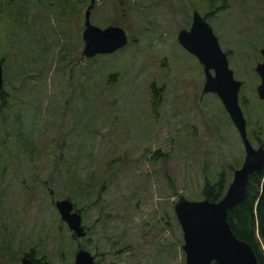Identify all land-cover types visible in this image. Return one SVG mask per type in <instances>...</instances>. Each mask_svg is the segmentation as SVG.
Segmentation results:
<instances>
[{
    "label": "rangeland",
    "instance_id": "1",
    "mask_svg": "<svg viewBox=\"0 0 264 264\" xmlns=\"http://www.w3.org/2000/svg\"><path fill=\"white\" fill-rule=\"evenodd\" d=\"M208 1L94 0L92 23L120 24L136 41L86 57L90 0H0L2 89L11 94L7 116L0 113V264H19L29 250L50 264H73L79 248L97 264H185L176 199L202 198L204 176L222 169L229 183L245 154L218 95L202 91V64L177 40L194 9H211ZM214 1L227 7L207 21L242 81L239 103L258 146L264 0ZM153 81L163 91L157 111ZM70 163L83 236L52 201L71 190Z\"/></svg>",
    "mask_w": 264,
    "mask_h": 264
},
{
    "label": "water",
    "instance_id": "2",
    "mask_svg": "<svg viewBox=\"0 0 264 264\" xmlns=\"http://www.w3.org/2000/svg\"><path fill=\"white\" fill-rule=\"evenodd\" d=\"M94 0L84 10L81 54L91 57L99 53H110L129 41L126 29L120 24L99 26L90 20ZM178 42L194 54L203 66L205 81L202 91L218 95L229 117L236 126L244 144L245 154L233 175L225 193L217 200L208 198L189 199L178 196L173 209L182 230L181 247L185 264H259L252 246L236 236L227 219L228 210L242 201L248 177L264 168V145L254 146L247 134L246 118L239 103V89L242 81L234 76L229 66L227 53L222 49L212 26L202 14L194 9L188 28L177 32ZM261 60L255 64L260 81L257 93L264 98V44L260 48ZM3 88L2 60L0 58V91ZM54 204L68 227L76 236H83L86 230L81 213L74 208L68 197L53 199ZM19 264H37L23 254ZM73 264H97L93 254L86 248L75 252Z\"/></svg>",
    "mask_w": 264,
    "mask_h": 264
},
{
    "label": "trees",
    "instance_id": "3",
    "mask_svg": "<svg viewBox=\"0 0 264 264\" xmlns=\"http://www.w3.org/2000/svg\"><path fill=\"white\" fill-rule=\"evenodd\" d=\"M215 2L216 1L214 0L208 1L211 9L202 14L205 19H208L216 11L227 7L225 2H222V4H217ZM129 40L134 42L136 41V38L130 37ZM226 53L229 54V51H226ZM111 79H114L112 74L111 76L109 75L108 80L110 81ZM25 82L26 80L22 82L21 86L24 87ZM21 86H19V88H22ZM149 87L151 92L152 109L157 111V107H159L163 97L162 87L154 81ZM10 96L11 94L9 95L5 89L0 91V113H2V115L4 113L5 116H7L4 110L9 107ZM240 98L241 101L244 102V97L242 95ZM16 133L21 136L20 138H27V136L23 135L20 129H18ZM256 138H258L260 144L264 145V140L259 139L258 134H256ZM73 164L74 163L69 164L66 172L68 183L71 188L67 197L70 199L74 198L76 191L79 188V182L77 180L78 174L75 169L76 165ZM227 185L228 179L226 178L225 170L223 169L217 173L214 179L205 175L201 188L202 198L205 197L210 200L219 199L225 193ZM77 210L80 211V209ZM227 219L236 236L246 240L252 246L258 263L264 264V168L259 173L253 172L249 175L244 198L228 210ZM23 254L29 256L38 264H50L45 260L36 258L32 250L24 252ZM211 264H215V262H212Z\"/></svg>",
    "mask_w": 264,
    "mask_h": 264
},
{
    "label": "flooded vegetation",
    "instance_id": "4",
    "mask_svg": "<svg viewBox=\"0 0 264 264\" xmlns=\"http://www.w3.org/2000/svg\"><path fill=\"white\" fill-rule=\"evenodd\" d=\"M50 2V1H49ZM44 4H46V5H49V3H44ZM225 51V50H224ZM226 52V51H225ZM82 55V54H81ZM227 56H228V54H227ZM262 57V56H261ZM52 201H53V198H52ZM36 262V261H35ZM37 263V262H36ZM38 264V263H37ZM40 264H43V263H40Z\"/></svg>",
    "mask_w": 264,
    "mask_h": 264
}]
</instances>
